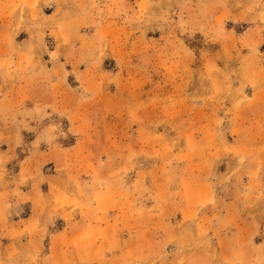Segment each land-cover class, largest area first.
Instances as JSON below:
<instances>
[{
	"label": "rangeland",
	"instance_id": "rangeland-1",
	"mask_svg": "<svg viewBox=\"0 0 264 264\" xmlns=\"http://www.w3.org/2000/svg\"><path fill=\"white\" fill-rule=\"evenodd\" d=\"M35 1L43 11V25L24 32L47 66L35 71L42 92L29 97L24 106L40 104L43 117L32 131L23 133L17 154H7L0 165L1 182L12 185L31 138L55 119L61 122L52 127L62 147L72 145L78 132L98 134L107 127L120 133L135 131L133 136L141 137L138 141L132 137L134 142L107 141L101 147L98 141L84 142L89 145L85 168H116L126 159L141 166L143 158L163 166L175 164L173 172L165 168L166 181L181 183L189 177L213 185L215 197L223 203L239 198L241 205L250 199L257 203L251 211L258 213L256 229L253 215L212 238L204 232L200 240L189 221L187 231H175L173 237L157 236L156 229H135L115 249L107 240L100 257L96 248L88 247L93 261L87 264H187L192 261L186 254L210 250L214 243L222 260L210 263L202 257L189 264H259L257 258L264 264V0H214L217 8L212 14L192 17L179 14L180 0ZM46 89L53 92L47 94ZM103 91L114 94L105 115H117L119 120L128 116L133 124L115 128L92 123L102 115L98 101ZM63 108L76 109L69 119L85 117L84 124L68 127L58 113ZM156 144L159 147L150 148ZM5 147L0 140V150ZM148 147L149 157H144ZM258 168L259 176L249 177V171ZM51 170L44 169L47 174ZM123 175L128 184L131 173ZM108 179L105 173L100 182ZM248 179L251 187L245 186ZM7 187L0 191L6 200L30 191L28 185L17 191ZM41 191L45 193L44 187ZM7 211L11 218L0 227V264H38L46 245L36 258L29 252L38 240L44 242L46 232L62 228L59 217L49 216L55 219L49 230L44 225L39 231L23 232L14 221L31 210L24 205ZM55 238H50L51 251L56 245L77 246L76 240L68 244L61 235ZM104 241L100 236L97 242Z\"/></svg>",
	"mask_w": 264,
	"mask_h": 264
},
{
	"label": "crops",
	"instance_id": "crops-1",
	"mask_svg": "<svg viewBox=\"0 0 264 264\" xmlns=\"http://www.w3.org/2000/svg\"><path fill=\"white\" fill-rule=\"evenodd\" d=\"M179 3V14L189 17L200 16L201 13L212 14L215 7L217 8L214 0H204L202 3H198V0H180ZM223 10L226 9L218 11ZM41 12L43 11L41 7L37 8L35 0H0V140L7 146L3 151L0 150V165L5 162L7 154L11 156L17 154L23 141V133L32 131L33 125L43 117L40 104H33L27 108L24 106L29 97L42 92L39 91L35 71L37 68L42 70V65L47 66L45 56L38 54L33 47V39L26 37V32L30 34L34 28H39L38 24L43 25ZM45 71L49 70L46 68ZM44 91L48 94L52 93L53 89ZM103 92L98 101L102 115L96 120L92 119V123L116 126L115 128L121 124L127 126L133 124L128 116L119 120L117 115L108 117L105 115L108 101L114 94ZM48 102L46 109L49 108ZM75 110L73 108L71 112L69 108H63L58 112L68 121V127L70 124L74 126L73 129L84 124L85 119L78 116V120H70L69 117ZM89 121L87 119V123ZM54 124L59 126L61 122L55 119L51 123H46L31 138L28 151L13 174L12 185H8L6 180L3 184L1 182L3 177H0V191L6 186L8 190L13 187L15 191L24 185L30 186L29 192L21 191L22 197L8 200L0 197V227L11 218L8 209L24 205H27L31 212L14 221L18 227H23L20 231L25 232L31 228L36 232L44 225H48L46 227L49 230L55 220L49 216H58L60 219L62 228L56 233L46 232L45 237L48 239L45 238L42 244H39L38 240L37 246L29 252L31 257L36 258L43 253L42 247L45 250L46 245L45 254L40 257L38 264H87L93 261V258L89 257L90 253L86 251L88 247L96 248L97 256L100 257V251L104 249L103 244L107 240L108 243L109 241L114 243L111 249H115L117 243L135 229H156L157 236L165 237L168 234L173 237L175 231L186 230L189 221L193 223L192 232H195L197 240H200L199 236L204 232L212 238L232 226H238L245 217L251 215L255 217L256 229L258 213L251 211H254L257 203L254 204L250 199L241 205L240 198L223 203L221 199L215 197L213 185L201 180H191L189 177L181 183L166 181L163 176L165 168L173 172L170 168H175V164L163 166L159 162L152 163V158H143L144 164L141 166L126 159L116 168H104L105 170L85 168L84 153L89 145L84 142L98 141L100 147L107 141L134 142V138L138 141L140 140L138 137H141L139 134L137 137L133 136L135 131L131 134L120 133L107 127L98 134L78 132L72 145L62 147L57 145L54 132L56 128L52 127ZM133 145L134 143L130 147L136 151ZM157 147L159 146L156 144L150 148ZM141 148L146 147L142 144ZM150 148H147L144 157H149ZM169 149L173 151L172 147ZM47 166L53 168L49 174L44 171ZM261 170L262 168H258L257 171H249V177L251 174L258 177ZM105 173L110 179L101 183ZM124 173H131V181L128 184L122 180ZM250 179L245 186L251 187ZM43 187L45 193L41 191ZM259 218L261 221V217ZM12 219H15L13 215ZM258 227H261L260 223ZM89 233L91 235H88ZM59 235L63 237V243L71 244L76 240L77 246L67 245L68 248L65 249L64 246L56 245L51 251L50 238ZM100 236L104 242H97ZM214 244L210 250L186 254L188 261H199L202 257L208 259L210 263L222 260L216 243ZM256 260L261 263L259 258L254 261ZM29 263L31 262L25 261L23 264Z\"/></svg>",
	"mask_w": 264,
	"mask_h": 264
}]
</instances>
